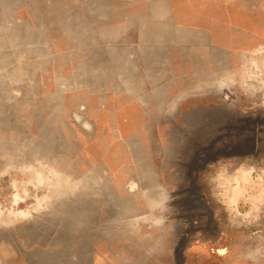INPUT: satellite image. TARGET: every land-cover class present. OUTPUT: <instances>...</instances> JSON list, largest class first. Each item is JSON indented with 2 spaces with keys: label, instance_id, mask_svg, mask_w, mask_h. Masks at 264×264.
Masks as SVG:
<instances>
[{
  "label": "rangeland",
  "instance_id": "rangeland-1",
  "mask_svg": "<svg viewBox=\"0 0 264 264\" xmlns=\"http://www.w3.org/2000/svg\"><path fill=\"white\" fill-rule=\"evenodd\" d=\"M231 108L264 112V0H0V264H264V207H173Z\"/></svg>",
  "mask_w": 264,
  "mask_h": 264
},
{
  "label": "crops",
  "instance_id": "crops-1",
  "mask_svg": "<svg viewBox=\"0 0 264 264\" xmlns=\"http://www.w3.org/2000/svg\"><path fill=\"white\" fill-rule=\"evenodd\" d=\"M189 155L184 162L185 187L173 203V207L182 210L184 215H201L206 212L204 207H211V199L204 197L203 181L206 179H209V195L221 207H264V172L263 175L253 176L241 171H211L233 161L248 159L264 163V112L229 109L213 134L207 140L193 145ZM187 207H198L199 210ZM208 221L206 217L204 224L198 228H219L213 220L209 225ZM190 222H193L192 219Z\"/></svg>",
  "mask_w": 264,
  "mask_h": 264
}]
</instances>
